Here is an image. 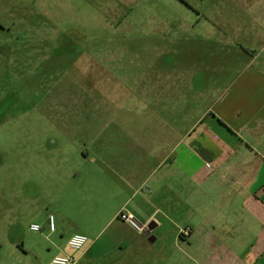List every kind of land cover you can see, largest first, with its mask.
I'll return each mask as SVG.
<instances>
[{"label":"crops","instance_id":"0c3cea01","mask_svg":"<svg viewBox=\"0 0 264 264\" xmlns=\"http://www.w3.org/2000/svg\"><path fill=\"white\" fill-rule=\"evenodd\" d=\"M237 2L247 18L222 33L206 27L223 54L183 72L161 47V69L122 91L188 116L165 121L173 134L94 136L83 140L91 150L46 156L68 191L55 231L50 213L31 223L51 237L48 264L63 255L76 264H264V0ZM122 210L153 229L136 233ZM76 233L90 239L80 251L68 245Z\"/></svg>","mask_w":264,"mask_h":264},{"label":"rangeland","instance_id":"374dc122","mask_svg":"<svg viewBox=\"0 0 264 264\" xmlns=\"http://www.w3.org/2000/svg\"><path fill=\"white\" fill-rule=\"evenodd\" d=\"M237 1L0 0V264H48L51 237L30 226L49 213L58 223L68 191L46 156L91 150L94 136L173 134L165 121L188 119L122 91L161 69V47L183 72L223 54L206 27L247 18Z\"/></svg>","mask_w":264,"mask_h":264},{"label":"built area","instance_id":"2783aa9c","mask_svg":"<svg viewBox=\"0 0 264 264\" xmlns=\"http://www.w3.org/2000/svg\"><path fill=\"white\" fill-rule=\"evenodd\" d=\"M118 218L127 226H129L133 231L140 235H148L150 231V223H142L133 213L122 210ZM55 217L50 215L48 217V229L53 232L55 231ZM30 230L33 232H42L43 227L39 224H32ZM184 236L190 235V229H185L181 231ZM90 239L84 234L76 233L72 235L68 241V245L72 250L80 251L88 246ZM77 259L71 255L57 256L51 260L49 264H76Z\"/></svg>","mask_w":264,"mask_h":264},{"label":"water","instance_id":"95a60500","mask_svg":"<svg viewBox=\"0 0 264 264\" xmlns=\"http://www.w3.org/2000/svg\"><path fill=\"white\" fill-rule=\"evenodd\" d=\"M149 228H150V230H152L153 229V224H150Z\"/></svg>","mask_w":264,"mask_h":264}]
</instances>
